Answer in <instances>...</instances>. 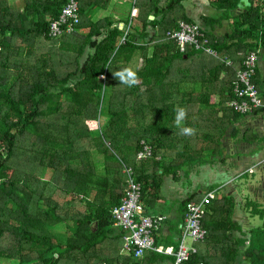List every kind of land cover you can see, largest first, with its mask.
<instances>
[{"label": "trees", "instance_id": "16d2710c", "mask_svg": "<svg viewBox=\"0 0 264 264\" xmlns=\"http://www.w3.org/2000/svg\"><path fill=\"white\" fill-rule=\"evenodd\" d=\"M78 1L76 30L52 37L66 0H0V258L8 259L0 264H172L173 256L136 258L124 247L112 210L126 196L125 169L134 170L146 213L154 215L161 214L166 178L177 183L197 166L226 162L228 134L251 115L233 108V84L243 58L264 45V0H213L234 29L224 44L201 29L217 52L202 71L191 61L207 53L189 45L181 52L164 36L149 56L148 47L137 46L140 37L89 18L112 0ZM136 50L143 64L129 87L114 74L122 54ZM257 75L258 68L253 83L264 99ZM177 107L186 110L179 127ZM143 141L152 157L140 161ZM200 196L181 203L179 221ZM248 202L262 226L244 231L234 219L236 197H217L203 218L208 235L188 264H264V205ZM62 224L67 234L55 232ZM172 230L166 243L155 234L156 245L178 249L183 230Z\"/></svg>", "mask_w": 264, "mask_h": 264}, {"label": "crops", "instance_id": "0c3cea01", "mask_svg": "<svg viewBox=\"0 0 264 264\" xmlns=\"http://www.w3.org/2000/svg\"><path fill=\"white\" fill-rule=\"evenodd\" d=\"M113 1L117 3L113 12L114 14H112V11L104 8L102 12L92 9V12L88 15L89 18L92 21L106 20L107 22L112 23L111 28L117 27L123 34H129V36L132 35L133 38L140 37L142 41H140L137 46H141L143 48L148 47L149 56L153 55L155 44L159 41L161 42V38L164 36L166 37L169 31L177 29L178 23L181 20H187L199 25L205 32L206 36L216 44L218 40L220 41L219 44H224L226 40H229L232 30L234 29V21L232 17L223 20L224 12L214 6L213 0ZM243 1L246 2V0ZM127 2H131L133 4V8L135 9L134 19L128 21V24L126 23L127 13L124 12L126 8H122ZM85 21L88 20L85 19ZM122 27L124 28L122 29ZM86 30L87 29H81V31ZM105 31H107V29H105ZM104 34L105 32L103 31L101 35ZM226 46H229V44ZM260 46L261 47L258 49L257 81L262 87V93L264 95V45ZM227 50L229 49H226L225 47V50H223L224 53H226ZM197 51L200 54H202L201 52H204L201 50ZM203 56L205 57L194 58L191 61L197 71H202L206 69V66H211V64H209L211 63L209 62V58L216 57L211 54L208 55V53ZM136 60L137 62H135V67H133L135 71L141 69L142 67V54L139 50H136L133 53L126 51L120 58V67L122 69L130 68L132 62ZM227 61L232 62L230 59ZM175 75L178 76L179 72L177 71V74ZM225 76L226 73H222V78L220 80H222ZM257 113H253L236 121L232 131L228 134V138L226 139V154H229V156H231L234 160L231 165L229 164L231 161L230 158V160H227L226 162L221 159H217L218 161L216 162L201 166V168L206 167L208 169H213L214 172L218 174L223 172L228 176L227 178H221L218 181L205 180L201 176V168L197 170L193 168L188 178H183L177 181V183L171 177L165 179L166 183H164V185L173 183L178 187L173 185L167 186L173 199V201L171 199L170 206L166 199L162 196L161 191L160 201L162 200V203L159 209L161 214L167 216L166 223L156 233L161 242L166 243L169 241L170 236L173 235L172 228L175 224H179L180 228L183 225L184 221H179L181 219L180 205L189 198L199 199L201 194H204L205 196L209 191H216V195H218L217 190L219 189L224 191V195L232 194L233 196H237V202L241 203V197H239L240 194L238 193L236 184H241V188L246 187L248 189L247 180L250 176H246L247 171H251L256 164H260L261 162L264 163V111H261L258 114ZM247 122L249 125H247ZM229 138L234 140L231 147H229V143H227ZM171 160V157L167 158V161ZM232 168L234 170L230 171ZM238 178H240V181ZM213 187H215L216 190L211 189ZM243 217L244 216H242V214H237L234 219L243 226L245 221ZM243 229L244 231L249 230L246 228ZM117 230L118 232L124 234L123 230L120 228H117Z\"/></svg>", "mask_w": 264, "mask_h": 264}, {"label": "built area", "instance_id": "2783aa9c", "mask_svg": "<svg viewBox=\"0 0 264 264\" xmlns=\"http://www.w3.org/2000/svg\"><path fill=\"white\" fill-rule=\"evenodd\" d=\"M79 1L66 0L60 17L50 27V36L59 37L76 30L80 21ZM124 27H122L123 29ZM127 35V34H125ZM167 36L176 40L183 52L187 45L196 50L204 51L213 56L217 52L209 45L199 25L182 20L177 29L169 31ZM227 66L232 62L226 60ZM258 68V51L251 52L242 61L241 70L237 73L233 89L238 98L233 108L242 114H252L258 108H264V99L253 78ZM152 157V148L143 141L137 160L143 161ZM127 189L126 196L112 210V218L116 228L124 232V247L136 258L144 257L150 251L167 254L174 257L172 264H188L192 254L197 252L196 243L206 239L208 232L203 227V218L208 206L217 198L216 191H209L199 202H190L186 206V216L181 226L183 237L178 249L173 247L157 246L155 234L164 226L167 216L163 214L150 215L146 213L142 201V187L137 183L134 170L126 167ZM191 239L187 244L186 240ZM195 264H203L199 261Z\"/></svg>", "mask_w": 264, "mask_h": 264}, {"label": "rangeland", "instance_id": "374dc122", "mask_svg": "<svg viewBox=\"0 0 264 264\" xmlns=\"http://www.w3.org/2000/svg\"><path fill=\"white\" fill-rule=\"evenodd\" d=\"M11 1L14 3V2H17L18 0H11ZM116 6H117V3H115V1L112 0L107 9L109 11H112V14H114L113 12H114V9H115ZM122 8H124V9L126 8L127 9V10L125 9L124 12L127 13V22L126 23L128 24V21L134 19V10L135 9L133 8V4L131 2L125 3V5ZM95 9L97 11H99V12H102L104 10V9H101V8H95ZM91 12H92V10H91ZM61 57H63V56H61ZM137 60L136 61H133L132 64H131V67H130L134 71H135V69L133 67H135V62H137ZM120 63H118L119 66H120ZM107 89H108V91H110V88H107ZM247 125H249L248 122H247ZM91 126H94L95 127V126H98V125L97 124H92ZM233 141L234 140H232V138H229L227 140V143H229L228 144L229 147L232 146ZM226 152H227V149H226ZM226 155L228 156L227 160L229 161L230 158H231V156H229V154H226ZM96 158L99 159V160H101L100 162L103 161V156L102 155L96 154ZM232 162H234V160L231 158V161H230L229 164L231 165ZM235 162H236V160H235ZM199 168H201V166H197L194 169L197 170ZM232 170H234V169L232 168L230 171H232ZM201 176H202L203 179H205V180H211V181L212 180L213 181H218L221 178H227L228 177L223 172L218 174V173L214 172L213 169H208L206 167H202L201 168ZM249 176L250 177L247 180L248 189L246 187H242L241 188V184H236L238 193L240 194L239 197H241V201H240L241 203L237 202V206H236V210H235V215L242 214V216H244L243 219L245 221H244L243 228L253 229V228L262 226L263 220H261L259 216H252V214H251L250 210L248 209L247 205H249V206L251 205V203H249L248 200L249 201L250 200L255 201V202L259 203L261 206L264 205V163L261 162L260 164H256V166H254L252 168V170L249 171ZM238 179L240 181V178H238ZM165 183H166V181H165ZM170 185H173L175 187H178L177 185H175L173 183H169L167 185L165 184L164 185V188H162V196L169 203V206L171 204L172 196L170 195V191H168L167 186H170ZM217 194H218L217 196H222V195H224V191L218 189L217 190ZM235 197H236V200H237L238 199L237 196H235ZM172 201H173V199H172ZM66 227H67V224L59 225L57 227V229L55 230V232L67 234V231L68 230H67ZM190 242H191V239L190 238L186 240V243L187 244H189ZM199 244L200 243H197V245H199ZM0 259L2 261H4V262L8 260L5 257H2Z\"/></svg>", "mask_w": 264, "mask_h": 264}, {"label": "clouds", "instance_id": "9594fccd", "mask_svg": "<svg viewBox=\"0 0 264 264\" xmlns=\"http://www.w3.org/2000/svg\"><path fill=\"white\" fill-rule=\"evenodd\" d=\"M115 77L119 79V81L129 87L134 86L138 81V76L136 72H134L131 68H123L120 71L116 72ZM186 117V110L181 107H177L175 109V123L179 127ZM180 131L182 134L190 135L192 133L191 128L180 127Z\"/></svg>", "mask_w": 264, "mask_h": 264}]
</instances>
